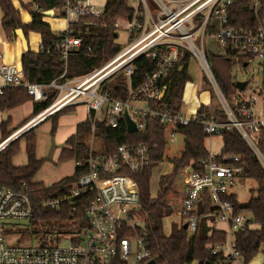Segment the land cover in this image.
<instances>
[{"label":"built area","instance_id":"obj_1","mask_svg":"<svg viewBox=\"0 0 264 264\" xmlns=\"http://www.w3.org/2000/svg\"><path fill=\"white\" fill-rule=\"evenodd\" d=\"M148 1L156 7L155 16L147 0H136L132 16L117 19L113 24L115 30H124L128 35L131 32L137 33L134 41L126 42V47L89 74L61 82L64 72L51 81L48 86L56 91L52 103L1 141L0 151L51 114L82 104L93 113L92 139L95 120L102 111L107 126L115 128L123 111L127 110L136 123V131L144 130L145 118L157 119L165 127V136L168 132L170 137L174 136L177 127L192 123L199 125L208 138L236 131L264 171V153L261 148L264 146L262 80L257 93L242 98L235 88L234 94L226 98L212 75L202 47V37L205 34L213 35L224 52L227 48L234 52L235 59H243L246 65L259 62L263 74L264 0H250L249 8L253 12L256 26L246 30H235L227 26V9L233 0ZM61 2L66 27L60 33L62 38L54 46L66 63L68 57L81 46V38L79 34H73V27L87 29L94 26L95 21L102 17L104 5H97L94 0ZM139 6L142 11L138 9ZM139 16L143 17L142 21L138 20ZM197 16H201L199 20ZM210 27L214 29L212 33H209ZM196 34L201 37V47L193 40ZM183 52L198 60L202 78H206L213 90L225 116L224 120L217 121L212 115L197 112L199 106L209 103V91H206L208 102L198 105L191 114L183 113V110L169 112L149 107L150 101H159L164 97L167 87L162 80ZM141 54L154 62L155 68L139 86L132 88L128 83L126 100L113 99L101 92V84L118 70H123L129 77L133 70L130 62ZM7 87L24 88L35 102L43 101L47 96L44 85L26 80L21 66L2 63L0 95ZM154 148L145 143H130L120 144L111 152H96L93 145L89 146L88 156L76 162V166L85 168V173L71 185L68 194L41 202L43 208L56 209L67 200L78 199L77 205L72 206L69 213L72 217L69 225L75 227V230L56 233L54 244L21 246L6 243L1 234L3 226L9 227L8 223L12 221H31L33 210L26 183H21L16 190L0 187V264H130V260L132 264H145L151 260L143 237L140 236L144 223L137 215L138 195L130 174L149 166L150 152ZM219 157L220 152L208 151L205 160L195 167L191 163L179 173L184 187L182 201L176 207V216L178 224L186 223L188 232L193 233L197 216L204 215V209L201 215H197V202L204 195L209 197L210 209L205 214L207 223L212 227L213 223L224 224L225 229L221 231L224 233V241L207 245V248H210L212 255L222 256V264H244L237 251L234 235L239 230L253 229L255 224L250 223L249 218L241 212H235L225 196L231 195L229 188L235 178L246 176L247 170L239 164L236 155L224 156L227 161L225 164L219 161ZM82 201L87 203L83 204ZM79 206H82L83 222L76 220Z\"/></svg>","mask_w":264,"mask_h":264},{"label":"trees","instance_id":"obj_2","mask_svg":"<svg viewBox=\"0 0 264 264\" xmlns=\"http://www.w3.org/2000/svg\"><path fill=\"white\" fill-rule=\"evenodd\" d=\"M148 3L151 12L154 11L155 13V5L151 1H148ZM249 6L250 0H233L227 9V26L235 30L255 28L256 22ZM61 7V0H30L29 3L22 4L21 8L31 9V21L22 23L20 12L14 7L12 1L0 0V11L2 13L0 23L8 41L16 38L14 31L18 28L23 30L26 37L28 32H35L40 35L39 49L35 52L30 49L24 51L20 64L26 80L30 83L44 85L47 96L43 101L34 104L32 114L20 126L27 123L52 103L56 91L48 86L51 81L60 77L64 72L62 79H60L61 82L65 79H73L89 74L102 67L119 53L122 48L116 43L118 35L113 24L117 19L130 18L134 12V8L129 5V0H106L102 17L95 21L94 26L87 29L81 26L73 27V34H79L81 38V46L64 63L60 53L54 46L62 38L61 34L53 31L42 20V12L47 10H54L56 17H62ZM138 9L142 11L141 6ZM200 17L197 16V20ZM142 19V16L138 17L139 21H142ZM213 31L214 29L210 27L209 33ZM87 47H90V50H87ZM205 57L219 89L226 98H230L235 92L234 79L231 74L233 61L236 60L244 64V60L235 59V54L230 48H227L222 55L205 51ZM190 58V54L187 52L181 54L177 63L172 65L166 77L162 80V83L166 84L167 87L164 97L159 101H150L148 103L149 107L158 111L177 112L182 110L184 90L186 84L191 82L187 70ZM130 65L133 70L129 77L124 74L123 70H118L101 84V92H105L108 97L113 99L126 100L128 83L132 88L139 86L145 80L146 75L155 68L154 62L143 54L136 56L130 62ZM262 85L264 88V71ZM201 89L202 91H209L210 101L206 105L199 106L197 112L212 115L213 119L217 121L224 120L223 111L205 77L201 80ZM30 99L31 97L22 87L4 88L0 95V112L18 107ZM74 108L73 106L63 108L47 117L51 122V136L54 135L59 117L73 111ZM92 115L93 113L90 111L87 119L76 125L75 133L65 141L58 162L65 160L78 162L88 156L90 149L86 139L91 133ZM144 123L143 131L128 132L123 116H121L117 126L111 128L107 126L102 111L101 117L95 120L93 135L99 141L101 151L104 152H111L120 144L130 143H145L150 147H156L150 152L149 166L138 173L130 174L138 195V212L140 214V217H138L144 223L140 236L143 237L151 259L156 264H193L197 261L207 260L222 264V256L220 254L212 255L210 248H207V245L223 242L224 233L207 224L205 214L210 209V200L206 195L200 198L204 215L197 216L196 230L193 233L183 229V224L172 225L168 235L163 232V220L172 214V207L166 201L168 194L172 192L171 179L191 163L195 167L207 158L208 151L204 147L207 136L203 133L202 128L194 123L177 127L176 132L183 137V150L177 157L170 160L172 173L160 176L159 191L156 197L152 198L150 195L152 170L163 160L167 141L165 127L157 119L145 118ZM8 125V120L0 124V141L16 130L15 128L7 132L6 127ZM35 128L36 126L29 129L0 151V187L16 190L21 183H26L33 210L31 222L35 225L40 223L44 226L51 223L63 227L65 223L69 224L72 220V217L69 216L70 208L77 205L78 199L67 200L56 209L43 208L41 202L67 195L71 185L85 173V168L76 166L70 176L64 177L49 186H44L41 182H34L33 177L44 161V159L36 158ZM220 137L222 138V148L219 161L225 164L227 161L224 156L231 154L238 156L239 164L246 167V176L251 177L257 183L254 190L255 195H252L245 202L247 204L245 210L250 213L249 222L254 223L255 227L239 230L234 235L237 251L243 258L244 264H249L259 252L264 254V248L262 249L264 247V171L236 131L224 133ZM20 139L25 142L27 164L17 167L12 164V159L19 151ZM262 139L264 141V137ZM261 148L264 153V146H261ZM225 198L232 203L235 212L243 210L239 208L241 203L236 200L234 195L231 194L225 196ZM82 203L87 202L82 201ZM82 206L78 207L76 214V220L80 222L84 221L81 213ZM34 235L41 237L39 240L40 245L56 242L55 234L52 236L51 241L46 239L43 227L40 231H35Z\"/></svg>","mask_w":264,"mask_h":264},{"label":"rangeland","instance_id":"obj_3","mask_svg":"<svg viewBox=\"0 0 264 264\" xmlns=\"http://www.w3.org/2000/svg\"><path fill=\"white\" fill-rule=\"evenodd\" d=\"M95 1V0H94ZM97 5L103 6L104 0H96ZM136 0H130L129 5L134 6ZM148 3V0H147ZM22 5V4H21ZM148 7L151 11L150 4L148 3ZM153 16H155L156 12L153 11ZM122 22H120V25ZM117 32V39L116 43H118L121 48L127 46V43H132L137 36V33L131 32L126 33L124 30H116ZM194 42L201 47V37L199 34L193 36ZM127 42V43H126ZM202 47L205 51H209L216 55H222L224 53L223 47L217 42L216 37L213 35L205 34L202 37ZM96 70V69H95ZM188 74L190 76V83L186 86L185 92L183 94V103H182V110L183 113L191 114L198 105L206 104L209 100V95L206 91H202L201 89V78H202V70L198 60L192 55L189 59L188 63ZM232 78L235 82H243L247 81V84L244 86L242 90H237V93L242 98H247L252 94L258 92L261 80H262V69L259 62L255 61L246 66L237 62L236 60L233 61L232 70H231ZM22 110V109H21ZM11 116V124L6 127V131H10L11 128L16 126L15 122L19 118L18 110L10 112ZM74 113V112H73ZM76 115H79V111H75ZM101 117V114H99ZM38 129L37 132L42 130ZM0 138H1V130H0ZM90 141V139H87ZM166 141L167 145L164 151L163 160L153 168L152 176L150 179V195H155L160 188L159 178L160 176L164 175L163 172L172 173L170 167V160L174 157H177L183 150V137L181 134L175 132L173 137L169 136V133L166 132ZM23 139L19 140V151L18 154L12 159V163L17 165L18 161L23 162L25 153L23 147ZM54 146H56L54 142ZM60 146V145H59ZM94 150L96 152L101 151L100 143L97 140H94ZM58 147V146H57ZM204 147L207 151H212L215 153L220 152L222 148V138L220 136L206 138L204 141ZM51 149V138L46 143V148L43 151V156L47 157L50 153ZM54 161V160H53ZM53 161H46L43 163L39 170L36 172L35 178L41 180L43 184L49 185L53 182H56L66 176H69L73 172V168L75 167L74 160H65L63 162L55 163ZM171 177V176H167ZM165 179V177H163ZM171 179V178H168ZM167 179V180H168ZM168 183V181H166ZM182 179L179 174L175 175L171 179V189L172 192L167 196V203L169 204L170 201L174 200V194H179V189L182 186ZM257 183L254 179L249 176L237 177L235 178L232 186L229 188V193L234 195L236 200L240 203L247 202L252 195H255L254 190L256 189ZM157 195V194H156ZM156 197V196H155ZM177 209H172V214L164 218L163 221V232L165 235H168L170 232V225L172 223H176L177 220L179 221L178 217L176 216ZM241 213L249 218L250 213L243 209ZM140 217L138 212L137 214ZM7 224V223H6ZM10 226L6 227L3 226V232L1 234L4 235L5 241L7 244H18L21 246H29V245H37L39 244V240L41 237L39 235H34L35 231H40L43 227L45 230V237L48 241H51L52 236L58 232H67V231H74L75 227L65 223L63 227L56 226L54 224H45L42 226L40 223L35 225L31 221H12L8 223ZM2 225V224H1ZM262 257L261 253H258L256 257L250 264H254L257 259ZM132 264V261H129ZM193 264H196L193 263Z\"/></svg>","mask_w":264,"mask_h":264},{"label":"crops","instance_id":"obj_4","mask_svg":"<svg viewBox=\"0 0 264 264\" xmlns=\"http://www.w3.org/2000/svg\"><path fill=\"white\" fill-rule=\"evenodd\" d=\"M11 1L13 3L14 7L17 10H19V12H20L21 22L22 23H29L31 21V9L30 10L22 9L21 8V4H27V3L30 2V0H11ZM105 1L106 0H104V5H105ZM95 3L97 4V2H95ZM135 5H136V3H135ZM135 5L131 6V7H135ZM1 17H2V13L0 11V20H1ZM42 20L45 23H47L53 31H55V32H57L59 34L66 27L65 19L63 17H56L54 10H53V15L52 16H44L43 15V19ZM26 40H27L28 49H30L31 51H34V52L39 49L40 35L38 33L28 32ZM23 52L24 51L22 49L21 43H20L19 39L17 38V36H16V38H12V40L8 41V39L6 38V36H5L4 32H3V29L1 27V23H0V64H2V63H8V64L11 63V64H16V65L21 66L20 62H21V56H22ZM35 103H37V102H35L34 100L30 99V100L24 102L22 105H20L18 107H15V108H13L11 110H8V111H5V112H0V124L1 123H5L7 120L9 121V124H11V116L9 114H11L10 112L18 110V112L20 111V113H19L18 120H16V122H15L16 126H14L13 128L10 129V130H13V129L16 128V130H17L18 128L21 127L20 125L23 123V121L25 119H27L32 114V110H33V107H34ZM77 110L79 111V115L75 114V111H77ZM3 115H4V117H3ZM88 115H89V111L87 110V107L85 105L81 104V105L75 106L73 111H71V112H69L67 114L61 115L59 117L58 122H57V126H56V130H55L53 136L50 135L51 122H50V120L48 118L44 119L42 122H40V124L38 123L39 125H35L36 126V128H35V136H36L35 154H36V158L44 159L43 163H45L46 161H53V160H54L53 162L59 163L58 162V158H59V155L61 153L62 148L64 147L65 141L71 135H73L75 133L76 125L78 123L83 122L84 120H86ZM41 127H43L42 130L40 132H37L38 129H41ZM50 138H51V140H53V142H55L56 146H54L53 152L52 153L50 152L51 158H48V156L44 157L42 153H43L44 149L46 148L47 141H49ZM88 138L90 139V141L87 140ZM88 138L86 139V142H87L88 146H92L94 144V140H96V138L92 139V137L90 135H89ZM209 138H211V137H209ZM23 147H24V153H25V142H23ZM17 163H18L17 165H14L13 163L12 164L14 166H17V167L24 166V165L27 164L26 153H25L24 161L23 162L18 161ZM74 163H75V167H76V162L74 161ZM75 167L73 169H75ZM170 167H171V170H172V164L171 163H170ZM73 172H74V170H73ZM163 174L167 175L168 172L165 171V172H163ZM35 175L33 177V181L34 182H41L43 184V182L41 180H38V179L35 178ZM53 183H55V182H53ZM53 183H51V184H53ZM51 184H49V185H51ZM43 185L44 186H49V185H45V184H43ZM183 187H184V185L182 183V186H181V188L179 189V192H178L179 194H174V200L169 202V205L172 207V209H175L177 206L180 205V203L182 201V197H183V193H182L183 192ZM156 194L155 195H151V197L152 198L155 197ZM178 223H179V221L177 220V222L176 223H172L170 225V227H172V225H174V224L179 225ZM207 224L210 226L209 223H207ZM213 228L215 230H217V231H222L223 229H225V225L224 224H217V223L214 224L213 223ZM263 248L264 247H262V249ZM259 253L262 254V257L260 259H257L254 264H264V254L262 252H259ZM253 259H252V261H253Z\"/></svg>","mask_w":264,"mask_h":264},{"label":"water","instance_id":"obj_5","mask_svg":"<svg viewBox=\"0 0 264 264\" xmlns=\"http://www.w3.org/2000/svg\"><path fill=\"white\" fill-rule=\"evenodd\" d=\"M42 14L44 16H52L53 15V10L43 11ZM14 33L17 36V38L19 39L23 51H27L28 50V45H27L26 36H25L23 30L21 28H18V29H16L14 31ZM243 65L246 66V63H244ZM246 84H247V81H243V82H235L234 85H235V88L236 89L242 90ZM122 116H123V119H124V122H125L127 131L128 132H135L136 131V123L130 117L128 111L127 110H124ZM3 117H4V115H3ZM53 150H54V142H53V140H51V149H50V152L52 153ZM48 158H51L50 153L48 155ZM246 207H247V204L246 203H241L239 205V208L240 209H246ZM202 212H203L202 203H201V201H198L197 202V215H201ZM186 228H187V224L184 223L183 224V229L186 230ZM145 264H156V262L153 259H151L148 262H146ZM196 264H217V263H214V262H211V261H208L207 260V261H197Z\"/></svg>","mask_w":264,"mask_h":264}]
</instances>
